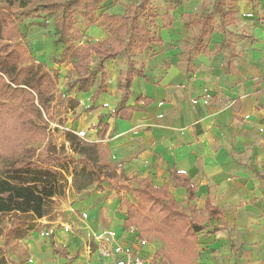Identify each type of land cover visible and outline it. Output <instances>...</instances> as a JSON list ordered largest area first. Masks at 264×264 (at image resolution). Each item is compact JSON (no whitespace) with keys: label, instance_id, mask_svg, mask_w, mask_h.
<instances>
[{"label":"crops","instance_id":"obj_1","mask_svg":"<svg viewBox=\"0 0 264 264\" xmlns=\"http://www.w3.org/2000/svg\"><path fill=\"white\" fill-rule=\"evenodd\" d=\"M225 1L200 45V26L194 21L209 14L213 2L205 16L187 22L197 27L188 47L181 46L178 24L157 34L146 31L150 45L127 52L142 73L133 77L127 96L120 89L128 67L126 53L115 69L112 64L121 55L104 62L102 69L98 63L89 68L100 72L95 89L92 83L86 93L63 94L79 102L74 110L83 115L69 127L84 131L85 141L97 144L100 156L119 175L136 181L129 187L134 197L140 185L165 191L169 203L202 227L193 264H264V14H254L251 4L244 11L250 16L240 19L234 10L223 14L224 7L235 5ZM100 85L104 92L94 99ZM122 108L129 110L116 116ZM172 172L190 183L192 201ZM103 194L104 205L115 207L110 212L101 203V218L115 214L118 201L115 191ZM98 195H91L93 201ZM90 205L86 209L96 204ZM105 231L97 228L91 238ZM152 256L158 264H168L165 257Z\"/></svg>","mask_w":264,"mask_h":264},{"label":"trees","instance_id":"obj_2","mask_svg":"<svg viewBox=\"0 0 264 264\" xmlns=\"http://www.w3.org/2000/svg\"><path fill=\"white\" fill-rule=\"evenodd\" d=\"M106 1L0 0V142L3 146L0 147V221L8 215H12L16 221L8 229L4 242L7 239L25 237L28 230L26 221L48 216L54 197L58 195L55 183L48 181L51 176L55 177L56 173L46 169L45 158L40 156L37 157L38 162L35 161L36 149L27 147L28 143H43L45 140L46 127L40 125L42 112L51 116L50 103L58 93L57 73L48 70L43 63L33 60L29 52L19 46V25L26 20H38L46 15L55 16L57 42L65 46L61 60L71 64L76 74V79L68 86L66 92L86 93L95 78L93 69H89V59L92 55L98 58V66L102 69L104 62L115 60L135 47L146 48L151 43L146 39L145 27L140 23L141 17L148 13L151 0H140L137 4H131L123 15H101L104 24L116 26L115 35L126 37L123 46L104 49L98 44L88 42L76 46L75 42L83 36L74 28V13L79 11L83 18L89 19ZM212 2V11L203 19L194 21L200 26L196 35L197 45L211 33V22L215 14L220 13L226 1ZM95 23V20L90 21L88 27ZM127 60L128 67L122 75L124 83L120 85L124 96L128 95V85L133 77L142 76L133 66L129 55ZM101 78L103 82V71ZM102 92L104 88L100 85L94 92V99ZM68 102L69 109H75L79 104L71 98ZM122 110L129 109H118L116 116H119ZM66 140L89 166L90 174L96 183L111 184L106 177H115V172L100 178L97 164L101 156L97 144L83 141L69 133L66 134ZM34 173L44 174V181L29 179ZM171 176L178 186L188 190L187 199L192 201L193 188L190 183L181 181L173 172ZM122 188L130 190L128 185H122ZM109 190L115 191L113 185L109 186ZM134 194L136 204H126L124 228L135 227L142 236L153 233L162 244L157 255L165 257L168 264H193L194 246L197 234L203 230L202 227L191 221L177 205L169 203L165 191L159 192L149 186L140 185L134 190ZM1 234L0 230V237ZM50 244L54 255L63 259L67 257L66 251L57 247L53 240ZM0 264H7L5 254L0 253Z\"/></svg>","mask_w":264,"mask_h":264},{"label":"rangeland","instance_id":"obj_3","mask_svg":"<svg viewBox=\"0 0 264 264\" xmlns=\"http://www.w3.org/2000/svg\"><path fill=\"white\" fill-rule=\"evenodd\" d=\"M227 1H232L235 5L224 7L222 9L223 14L234 10L232 12L237 16L240 15V19L242 15L250 16L251 14H245L244 12L246 8L248 10L249 4L254 8L252 9L254 14L257 16L264 14V9H262L264 0ZM139 2L140 0H107L90 15L89 19L83 18L81 13L76 11L74 13V28L81 33L83 38L75 42V45L79 46L85 42H98L105 48H109L113 44L123 45L126 39L113 35L116 26L109 23L103 24L101 15H122L131 4ZM211 8L212 0H151L148 13L141 17L140 23L149 34H157L164 26L173 29L176 27L175 24H178V32L183 34L181 46L188 47L197 31V27L188 26L187 22L192 18L205 16ZM94 20L96 23L88 27V23ZM19 29L21 32V38L18 39L19 46L27 53L29 52L33 60L43 63L48 70L57 73V85L59 87L57 88L58 93L50 103L51 116L49 117L42 112L40 125L46 127L45 140L43 143H28L27 147L36 149L35 161L38 162L37 157L40 156L45 158L46 169L53 170L56 173L55 177L51 176L48 181L55 183L58 195L54 197L52 210L48 216L42 219L31 218L26 221L28 222L27 234L21 239H7L4 242L8 229L16 221L12 215L3 217L0 221L2 232L0 253L5 254L7 264H105L107 261L101 259L98 254L99 246L93 245L91 233L100 228L107 231L115 230L118 236L122 234L121 230L124 228L123 224L127 216H123V206L135 200L133 193L122 188V185L132 187L135 186L136 181L119 175L113 165L101 156L97 164L100 170V178L108 175L107 173L112 175L114 172L116 176L106 177L108 182L111 183L109 185L108 183H96L90 174L89 166L85 164L84 160L66 140L67 133L64 131V127L69 126L70 121H72L71 124L74 127L83 115L74 109H69V96L61 97V94L67 93L66 90L75 80L76 75L72 66L61 60V54L65 46L57 42L55 16L46 15L38 20H26L19 25ZM123 57L121 55L117 62L112 64L114 69L118 67L119 63L123 64L125 61ZM97 61L98 59L92 56L89 68L95 67ZM94 74L93 88L95 89L100 80L99 70L95 68ZM77 131L80 130L77 129ZM0 147L3 148L1 142ZM44 176V174L34 173L29 179L44 181ZM110 185H113L115 194L118 195L116 213L112 216L106 213L105 218H101V207L108 209L110 212L115 207L108 208L103 203V193L108 191ZM98 192L100 193L98 201L96 199L93 201L91 195ZM101 203L105 207H100ZM117 203H119V206ZM93 204H96L95 207ZM75 205H83L81 207L84 208L78 209ZM89 205L93 208L88 210L86 207ZM100 220H104L102 225ZM46 233L48 236L44 235ZM142 238L147 242V246L143 248L142 252L147 256L156 254L161 244L154 234H145ZM52 240L57 247L66 251L67 257L65 259L52 253L50 244Z\"/></svg>","mask_w":264,"mask_h":264},{"label":"built area","instance_id":"obj_4","mask_svg":"<svg viewBox=\"0 0 264 264\" xmlns=\"http://www.w3.org/2000/svg\"><path fill=\"white\" fill-rule=\"evenodd\" d=\"M65 98V94H61ZM64 131L85 141L86 133L76 131L65 126ZM67 232V231H66ZM122 234L118 236L115 230H108L99 236H93V245L99 246L98 254L101 259H105V264H158L152 255L143 253V248L147 246L145 239L141 238L135 228L122 229ZM48 236V234H44Z\"/></svg>","mask_w":264,"mask_h":264}]
</instances>
